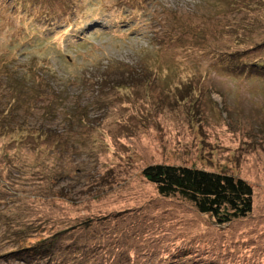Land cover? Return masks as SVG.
Here are the masks:
<instances>
[{
	"label": "rangeland",
	"instance_id": "1",
	"mask_svg": "<svg viewBox=\"0 0 264 264\" xmlns=\"http://www.w3.org/2000/svg\"><path fill=\"white\" fill-rule=\"evenodd\" d=\"M46 1L0 0V107L18 91L57 132L37 152L0 133L14 226L91 220L93 264H264V0ZM154 164L242 178L254 209L219 226L160 196ZM1 233L0 264H23Z\"/></svg>",
	"mask_w": 264,
	"mask_h": 264
},
{
	"label": "trees",
	"instance_id": "2",
	"mask_svg": "<svg viewBox=\"0 0 264 264\" xmlns=\"http://www.w3.org/2000/svg\"><path fill=\"white\" fill-rule=\"evenodd\" d=\"M23 1L30 4L34 3V5L39 4V0ZM55 1L50 0L49 2L47 0L40 7H49ZM134 1L142 3L145 0ZM254 66L258 68L259 65L254 64ZM43 89L39 90L43 91ZM39 95L40 93L37 96ZM44 98V96H41L40 100H44ZM11 103L8 105L13 110L11 114H9V110L5 111L0 107V133L3 136L20 135L16 140L17 146L35 152L40 149L32 142L37 144L47 139H54L55 141L53 135L57 132L46 133L45 123L41 120L42 118L48 119V116L37 115L39 117L35 118L31 114L34 113L32 109L30 113L18 114L19 111L26 112L24 109L28 110L30 107V104L24 106L18 91H16L15 98ZM54 147L57 148L58 146L55 144ZM10 160L7 161V164L17 170V173L25 175L26 170L23 172L21 168L23 166L22 161H18L17 158L13 161L10 158ZM32 169L34 168H30V171ZM31 172L35 173L34 171ZM9 174L10 172H4V169L0 166V182L2 183L0 188V231L2 232L5 226L8 227L5 235L0 233L6 236L7 240L9 235L15 237L13 240L15 241V244H13L15 249L2 255V257L12 255V259L20 260L23 264H93L92 257L94 256L87 252V249L92 247L90 242L78 243L77 241L80 239L81 232L85 230L83 226H87L91 220L78 221L58 230L54 225L47 234H45L47 228L45 229L41 224L37 225L36 220L31 217L24 221L23 227L14 226V223L19 222V219L17 216L9 215L11 203L5 198L7 194L5 192L8 191L9 193L10 191V186L6 181L10 179ZM142 175L156 187L159 195L163 198H179L189 203L199 214L210 216L219 226L230 225L234 221L244 219L254 209V189L252 185L246 180L233 175L168 164L148 165L142 171ZM118 249L115 246V251L112 250L114 254L119 252ZM132 258L130 255L125 256L120 258L121 260L116 259V263L120 261L119 264H129ZM112 261H115V257ZM103 263H105V260H103ZM131 264H140V262L136 258V260L133 259Z\"/></svg>",
	"mask_w": 264,
	"mask_h": 264
}]
</instances>
